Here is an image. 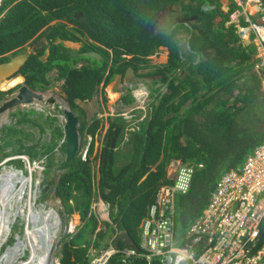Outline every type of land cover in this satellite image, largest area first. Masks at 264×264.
<instances>
[{
    "label": "trees",
    "instance_id": "1",
    "mask_svg": "<svg viewBox=\"0 0 264 264\" xmlns=\"http://www.w3.org/2000/svg\"><path fill=\"white\" fill-rule=\"evenodd\" d=\"M163 6L169 18L179 14L181 19L167 30H157L151 40H136L147 19ZM221 9V0L0 3V61H6L8 54L28 49L25 63L15 74L22 75L24 83L36 89L51 84L47 75L55 70V79L63 80L61 91L76 114L82 134L74 157L66 161L65 143L63 157L55 161L56 141L52 136L59 138L64 130L60 122L55 124V117L45 116V122L52 121L54 125L50 141L43 144L25 145L16 136H27L17 128L25 121L39 126L29 117L39 113L35 108L14 109L11 115L17 116L16 121L0 128V150L1 146L15 144L13 153L42 158L46 163V187L40 188L38 199L44 200L53 184L48 172L59 170L54 185V197L62 206L59 214L62 218L79 215L74 233L60 236V264H88L91 250L98 251L111 241L115 244L120 231L128 232L138 243L140 225L157 189L172 182L167 167L173 161L193 168L188 191L175 197V237L179 241L202 215L220 178L239 167L264 139L262 77L253 68L254 49L242 45L231 26L225 27L232 7L226 13ZM180 31L187 35L186 63L175 38ZM65 40L82 41L79 55L72 56ZM160 47L167 48L166 62L136 75L154 77L153 82H159L146 115L141 120L137 119L139 115L129 120L119 113L107 117L106 129L96 146L103 118L87 119L79 102L90 100L100 85H107L114 76L122 78L127 67L135 72L141 65L147 68L146 56ZM206 47L216 49L215 58L202 55ZM88 50L97 51L101 59L82 55ZM123 54L132 56L125 59ZM79 63L82 65L77 66ZM7 93L10 92H0V101ZM128 100L131 95L126 93L122 101L125 104ZM5 154L1 151L0 157ZM15 161L22 166L20 159ZM98 198L109 203L110 222L100 223L90 213L91 204ZM262 229L263 236L264 223ZM116 246L127 245L118 241Z\"/></svg>",
    "mask_w": 264,
    "mask_h": 264
},
{
    "label": "built area",
    "instance_id": "2",
    "mask_svg": "<svg viewBox=\"0 0 264 264\" xmlns=\"http://www.w3.org/2000/svg\"><path fill=\"white\" fill-rule=\"evenodd\" d=\"M227 24L239 41L252 45L254 69L262 77L264 97V0H230ZM168 175L172 182L159 187L142 221L136 248L112 241L90 254L88 264H264V139L239 167L218 181L202 215L175 237V196L185 194L191 166L176 161ZM98 221L110 222V205L102 199L91 204ZM70 220L67 231H74Z\"/></svg>",
    "mask_w": 264,
    "mask_h": 264
},
{
    "label": "rangeland",
    "instance_id": "3",
    "mask_svg": "<svg viewBox=\"0 0 264 264\" xmlns=\"http://www.w3.org/2000/svg\"><path fill=\"white\" fill-rule=\"evenodd\" d=\"M3 14L4 12L2 13V15ZM180 19H181V16L179 14H176L173 17L169 18L168 14L164 12L159 19V22L156 26V30H162V29L167 30V28H169V25L171 26V23H173L174 21L177 22ZM175 38L178 41L183 54L185 55L183 59L185 60L184 62L186 63L188 62L186 59H187V56L189 55V53L187 52V49H188L187 48V35L185 32L180 31V33H178ZM81 42L82 41L75 42V41L69 40V41H65L64 45L70 48L71 51L74 52L76 49L80 48ZM167 53H168L167 49L161 47L159 51H156L155 53L150 54L146 57L147 59L146 64L148 65L147 68L141 65L135 73L132 72L129 75H127L129 76V78L127 77L121 78L120 75L114 76V78L107 85L102 86L101 84L100 87L98 88L100 89L98 93L94 94L90 100H85L81 102V107L85 111L87 119H90L92 116L103 118L102 127L101 125L99 127L101 128V134L99 136V142L96 144V146H98V144L100 143L103 133L106 129L105 124H106L107 117H111V116L114 117L117 115V113H119L120 115L127 117L129 120L131 119L133 115L134 117L139 115V118L137 119L141 120L146 115V111H147L146 106L148 103L154 100L156 88L158 87L159 82H153L151 78L143 79V77L145 76H136V75L139 73L149 72L153 70L154 68H156L157 66L165 63L167 60ZM131 56L132 55H126L125 57L130 58ZM194 61L196 62L195 59ZM81 65L82 63H79L77 66H81ZM47 76L50 79H54L57 76V73L55 70H52L51 72L48 73ZM18 79L21 80V78L16 76L14 78L8 79V82L11 83L14 81H18ZM60 84H61V81L53 80L52 84H48L46 88L38 90L42 95L41 99H43V101L41 100L40 102L34 103V105H36L35 106L36 108L38 107L37 111H39V113L30 114L29 117L33 119L35 122H37L39 126L35 125L31 121H25L22 124L17 125V128H21L24 131V133H27V136L25 137L24 135L20 133L16 135L18 138H22V141L25 143V145L32 144L35 142H39L43 144V143L50 141L51 130L53 129L52 125H54V123L52 121H50V123L45 122L46 115L49 114L50 117H55L56 118L55 124L56 123L59 124L60 120L64 117V114L66 111H71L72 113H74V111L70 108V106L67 104L65 100L64 94L62 93L60 89ZM139 84L143 86L144 92L136 95V93L139 92V88L136 86H139ZM11 86H12V83H11ZM127 88H130L131 91H128ZM163 91H164V88H163ZM126 93L131 95V101L128 100L129 102L127 103L125 102L124 104L122 101V96L125 95ZM8 94L9 96L12 95V94L10 95V93ZM30 107L31 106L29 105L19 106L17 109L29 110L31 109ZM134 109H137V110H134ZM9 112L10 113L8 114H4V113L0 114V127L2 126L4 122L8 124V123L16 121L17 116L14 117L11 115L12 111H9ZM134 121L135 119L132 120L131 122H134ZM40 127H41V130H40ZM77 128H78V125H77ZM78 135L80 139L79 141L81 143L82 134L79 133ZM52 140L56 141L55 145L57 146L58 142L60 141V137L55 139V136H52ZM14 147H16L15 144L9 145V146H6V145L1 146L2 149L0 150V152L3 151L7 153L5 155L13 156L15 155L14 153H17V152H14V153L12 152V149ZM36 148L38 150L40 149L39 146H36ZM54 156H55L54 160L57 161L59 158L63 157V153L56 152L54 153ZM16 165L19 166L16 161H13V163L11 164L10 162L6 163L5 166H6V169L15 168L18 170V168L15 167ZM2 167H0V173H2ZM58 173H59V170H56V169H54L51 173L48 172V176L52 177L53 184L51 183L49 190H48V194L45 195L44 200L38 199V196H36L37 192L36 194H34V192L29 188L28 183L23 184L22 186L19 183L16 186V183H14L10 187V191L7 193L12 198L10 199V197L7 196L8 199H10L9 204H7L5 200L1 201L2 209L6 207V210H7L8 208L10 214L17 211V209L19 212L17 214V217L15 218V220L13 221L11 225V232L8 237V240L4 243L3 247L0 249V258H3L4 255L8 253L9 251L8 246H9V249H11L12 246L15 245L16 238L19 237L22 239L24 243H26V245H24V253L16 256L13 259L12 264H17L18 261L20 260H21L20 264H42L40 261V254L37 253L33 249L32 245H29L28 247V240H27L28 238H26V234H25L27 230L26 228L31 229L34 227L33 226L34 222L32 223V220L26 221L24 218L27 217L29 214L30 216H32L33 215L32 212L37 217L40 216L43 218L44 217L48 218L50 211H51V215L55 214L56 212L59 213V209H62V206L59 200L54 197V185L57 180ZM21 178L22 176L19 177V180H21ZM38 178H40L39 173L33 172L32 179H31L32 189H34L35 187L37 189L38 187L37 179ZM29 208L31 209L30 211H29ZM1 215H2V212L0 210V217ZM58 215L61 219L62 215L61 214H58ZM63 217L64 218H62V221L64 223H66L68 220H73L75 225L79 224V215L77 213L71 214L70 216H68L69 218H67L66 216H63ZM0 221L3 223L8 221L7 215L4 221H3V218H1ZM24 221H25V225H24ZM49 222L52 223L53 218L50 217L47 219L46 226L48 225ZM46 226H44V228H46ZM42 246H44V244ZM59 248L60 246L58 247V244H56L55 249H53L52 258H51L53 263H55L58 257ZM31 250L33 253L31 252ZM28 254H29V257H28ZM12 256L14 255L12 254L10 255V257H8V261L10 260ZM32 259H33V263H31ZM4 264H7V262H4Z\"/></svg>",
    "mask_w": 264,
    "mask_h": 264
},
{
    "label": "clouds",
    "instance_id": "4",
    "mask_svg": "<svg viewBox=\"0 0 264 264\" xmlns=\"http://www.w3.org/2000/svg\"><path fill=\"white\" fill-rule=\"evenodd\" d=\"M2 2V0H0V3ZM221 3H222V11L224 12V13H226V12H228L229 11V8L230 7H232V5H231V2H230V0H224V1H222L221 0ZM163 9L159 12V14H158V17H157V23H156V26H157V24H158V22H159V19H160V17L162 16V14L165 12V6H163L162 7ZM231 13V12H230ZM230 13H229V15H230ZM229 15H228V20L225 22V27L227 28V27H229V26H231L232 27V25H229V24H227L228 23V21H229ZM156 26H155V33H156ZM168 29V28H167ZM232 29H233V32H234V34L236 35V37H237V34H236V32H235V29L232 27ZM177 36V35H176ZM238 38V37H237ZM59 41V40H58ZM65 41H69V40H65ZM65 41H63V43L65 42ZM238 41H239V38H238ZM242 45H244V46H246V45H250V44H246V43H243V42H241V41H239ZM81 46H82V42H81ZM81 46H80V48H81ZM252 46V45H251ZM67 47V46H66ZM79 48V49H80ZM161 48V47H160ZM159 48V49H160ZM162 48H164V47H162ZM78 49V50H79ZM167 49V48H166ZM77 50V49H76ZM72 51L71 53L72 54H74V53H76L77 51ZM89 51H93V52H96V53H98L97 51H95V50H88V51H86V52H89ZM159 51V50H158ZM20 53H23L24 54V52H20ZM17 54H19V53H17ZM17 54H14V56L15 55H17ZM99 54V53H98ZM254 54H255V51H253V62H254ZM125 59H128V58H126L125 56H126V54H123L122 55ZM147 57V56H146ZM5 62V61H4ZM129 68H131V67H128L127 68V70L129 69ZM254 68V67H253ZM132 69V68H131ZM126 70V71H127ZM132 72H134L135 73V71L132 69ZM16 73V72H15ZM14 73V74H15ZM14 74H12V75H10V76H8L7 78H5V79H2V80H4V81H2V80H0V92L2 91V92H10V95L11 96H9V94L7 95V97L6 98H4V99H2L1 101H0V104L1 103H3V102H5V101H8V100H10V99H12L13 97H15L18 93H19V90H20V88L21 87H23V86H25L27 89H29V90H31L32 92H34V93H36V94H39V95H41V93L38 91L39 89H36V88H33V87H30L29 85H27V84H25L24 83V77L22 76V75H20V74H17V76L19 77V78H21V80H19L18 79V81H14V82H11L12 83V86H11V83L10 82H8V79H10V78H14ZM12 76V77H11ZM123 77H124V75H123ZM127 78H129V76H126ZM145 78H148V79H150V77H148V76H146V77H143V79H145ZM151 79H152V81H153V79H156V78H154V77H151ZM53 80H59V79H52V81ZM59 81H61V84H60V89H61V85H62V83H63V80L62 79H60ZM8 82V83H7ZM52 84V83H51ZM2 85H4V86H2ZM159 86V85H158ZM136 87H138L139 88V92L138 93H136V95H138V94H140V93H143L144 92V90H143V86L141 85V84H139V86H136ZM261 88H262V86H261ZM128 89V91H131L130 90V88H127ZM10 90H12V91H10ZM164 90H165V87H164ZM135 95V96H136ZM262 95H263V92H262ZM123 97V96H122ZM24 98V97H23ZM42 98V95H41V97L40 98H36V97H31L30 98V100H28L26 97L24 98V99H26L27 101H24V102H21V103H18V104H16V105H14V106H11V107H9L8 109H6V110H3L2 112H0V114H8V113H10L9 111H13V109H17L19 106H26V105H29V106H31L30 108H35L36 110H38V107L36 108L35 106L36 105H34V103H37V102H40L41 100L43 101V99H41ZM82 102V101H81ZM81 102H79V103H81ZM68 104V103H67ZM147 106H148V104H147ZM146 106V107H147ZM40 110V109H39ZM134 110H137V109H134ZM66 111V110H65ZM71 112V111H70ZM75 117H76V114L75 113H72ZM122 114V113H121ZM76 120H77V118H76ZM66 122V113L64 114V117L60 120V123H61V125H62V128L64 129V123ZM4 124H7L6 122H4L3 124H2V126L4 125ZM77 124H78V121H77ZM1 126V127H2ZM0 127V128H1ZM88 138V137H87ZM89 139V138H88ZM66 143V139H65V130H63V135L62 136H60V141L58 142V144H57V146L53 149V153H58V152H61V153H63V151H62V147H63V144H65ZM79 145H80V141H79ZM87 146V145H86ZM86 146H83L82 148H81V155H82V157H84L85 156V150H86ZM15 155H13V156H10V155H2L1 157H0V167H2V173H0V189L3 187V186H8L9 187V190H8V192L10 191V186H11V184H12V182H13V180H15V178H16V176L17 177H19L20 175H23V176H25V177H27L28 178V181L26 182V183H28L29 184V188L34 192V194H36V192H37V195L36 196H38V198H39V195H40V188H43L42 187V185H43V183H45V187H46V180H45V177L43 176L44 175V170L46 169V163L44 162V160L42 159V158H40V159H30L29 157H28V155H26V154H23V153H14ZM8 156H10V157H8ZM17 159H20L21 161H22V166L21 167H17V166H15V167H17L18 168V170L20 171H18L17 169H15V168H10V169H6V163H8V162H10V164L13 162V161H15V160H17ZM175 163V161H173V162H171L170 164H169V166H168V169H167V171L169 172V170H171L170 168H171V165L172 164H174ZM12 171V172H15L16 173V176L15 177H11L10 179H5L6 177H9V176H5L4 174L6 173V172H4V171ZM33 172H37V173H39V175H40V178H38L37 179V185H38V187H37V189H36V187L34 188V189H32L31 188V184H32V181H31V179H32V173ZM18 174H19V176H18ZM10 175V174H9ZM19 180V179H18ZM18 183L22 186V183L20 182V180L18 181ZM26 183H24V184H26ZM45 189V188H44ZM38 190V191H37ZM10 193H12V192H10ZM181 194V193H180ZM177 195H179V194H177ZM176 195V196H177ZM9 196V195H8ZM23 196V195H22ZM175 196V197H176ZM9 197H11V196H9ZM12 198V197H11ZM10 198V199H11ZM10 199L7 201V204H9V201H10ZM57 199V198H56ZM100 199V198H99ZM176 199V198H175ZM60 202V201H59ZM174 206H175V203H174ZM50 214H51V211H50ZM59 213L58 212H56L55 214H52L50 217L51 218H53V222L52 223H50L49 222V224H50V226H49V230L53 233V237H54V231H55V229H56V226H57V224L59 223V222H61L62 224H63V226H64V231H63V233H68V234H73L74 233V231H75V228H74V231L72 232V233H70V232H68L67 231V224H68V222L70 221V220H68L66 223H64L63 221H62V218L60 219V217H59V215H58ZM74 214V213H73ZM17 217V216H16ZM49 217V218H50ZM67 218H69V217H67ZM26 221H30L31 219H29V216H27V217H25L24 218ZM15 220V219H14ZM72 221V223L74 224V222H73V220H71ZM31 223V222H30ZM79 223H80V221H79ZM24 225H25V221H24ZM79 225V224H78ZM78 225H75L74 224V227H76V226H78ZM52 226V227H51ZM27 229V228H26ZM62 233V234H63ZM26 234V233H25ZM61 234V235H62ZM60 239V238H59ZM59 239L58 240H56L55 242H53V247H52V252H53V249H55V245L56 244H58V242H59ZM8 240V239H7ZM16 240H17V238H16ZM52 240H53V238H52ZM136 244V243H135ZM6 246V245H5ZM3 247V246H2ZM1 247V248H2ZM95 252V251H94ZM28 256H29V254H28ZM51 258H52V256H51ZM60 264L59 263V258H57L56 259V261H55V263H53L52 262V264Z\"/></svg>",
    "mask_w": 264,
    "mask_h": 264
},
{
    "label": "water",
    "instance_id": "5",
    "mask_svg": "<svg viewBox=\"0 0 264 264\" xmlns=\"http://www.w3.org/2000/svg\"><path fill=\"white\" fill-rule=\"evenodd\" d=\"M158 14L159 12H156L147 19L143 28L137 33L135 37L136 40L141 42H146L147 40H151L154 37ZM201 53L206 58L216 57V49L214 47H206L202 50ZM84 55L95 59H101V55L93 51L85 52ZM26 59H27L26 54L19 53L11 57L8 61L1 63L0 80L5 79L8 76L17 72L19 68L25 63ZM130 73H132L131 68H129L126 71V76L129 75ZM23 97L24 98L26 97L28 100H30L31 97L40 98L41 95L36 94L31 90L27 89L25 86H23L20 88L19 93L15 97L0 104V112L18 103L27 101ZM65 113H66V122L64 123L65 139H66L65 157H66V161H70V159L73 158L76 153L80 139L78 135L79 131L77 128L78 124L76 117L70 111H66ZM42 187L45 188V183H43ZM63 231H64V226L61 222H59L54 231L53 242H55L60 238ZM118 241L123 242L125 245L129 247L136 248V244L134 243V241L126 231L119 232L115 240V245L118 243Z\"/></svg>",
    "mask_w": 264,
    "mask_h": 264
},
{
    "label": "bare ground",
    "instance_id": "6",
    "mask_svg": "<svg viewBox=\"0 0 264 264\" xmlns=\"http://www.w3.org/2000/svg\"><path fill=\"white\" fill-rule=\"evenodd\" d=\"M4 172H6L4 174L5 176H9V177L5 178L7 180L10 179L11 177L16 176L15 172L6 171V170ZM20 176H22L20 182L23 185L24 183H26L28 181V178L23 176V175H20ZM19 177L16 176V178H15V180H13L11 186L14 183H16V186H17L18 181H19L18 180ZM8 189H9V187L6 185L0 189V210L2 212L0 219L3 218V221H4L6 219V215L8 218V221H6L4 223L0 221V249L4 245V243L7 241L8 237L10 235V232H11V225H12L14 219L16 218L18 212H19L17 209V211L10 214L8 208H7V210H6V207L2 209L1 201L5 200L7 202L9 200L7 197L8 196V193H7ZM21 193H22V191H21ZM30 210L31 209L29 208V211ZM32 214H33L32 216H30V214L28 216H30L29 218L32 220V223L34 222L33 223L34 227L31 229L27 228V230H26V238H28L27 239L28 240V247H29V245H32L33 249L37 253L40 254V261L42 264H52L51 256H52V247H53V240H52L53 233L49 230L50 224L48 223V225L46 226L47 219L49 218V215L51 216V214L48 215V218L47 217L43 218L40 216L37 217L33 212H32ZM44 226H46V228H44ZM29 238H30V240H29ZM43 244H44V246H42ZM24 245H26V243H24L21 238L17 237L15 245L12 246L11 249H9V246H8V250H9L8 253L5 254L3 258H0V264H4V262H7V264H12V261L16 256L24 253ZM31 252H32V250H31ZM12 254L14 256H12L10 258V260L8 261V257H10V255H12ZM20 263H21V260L18 261L17 264H20ZM31 263H33V259L31 260Z\"/></svg>",
    "mask_w": 264,
    "mask_h": 264
},
{
    "label": "flooded vegetation",
    "instance_id": "7",
    "mask_svg": "<svg viewBox=\"0 0 264 264\" xmlns=\"http://www.w3.org/2000/svg\"><path fill=\"white\" fill-rule=\"evenodd\" d=\"M76 51L78 52V49H77ZM28 52H29V50L26 49L25 52H24V54L28 55ZM77 52L74 53V54H72V56L79 55ZM85 52H86V51H84V52L82 53V55H84ZM6 56H7V58H8L6 61H8V60H9L11 57H13L14 55H10V54H8V55H6ZM3 62H4V61H0V64L3 63ZM127 68H128V67H127ZM127 68H126L125 71H124V77H126V70H127ZM13 76L16 77L17 74H14ZM11 77H12V76H11ZM150 78H151V77H150ZM7 95H8V94H5V95L3 96V99L6 98Z\"/></svg>",
    "mask_w": 264,
    "mask_h": 264
},
{
    "label": "crops",
    "instance_id": "8",
    "mask_svg": "<svg viewBox=\"0 0 264 264\" xmlns=\"http://www.w3.org/2000/svg\"><path fill=\"white\" fill-rule=\"evenodd\" d=\"M140 227H141V225H140ZM140 230H141V229H140ZM94 251H95V250H91V253H93ZM91 253H90V254H91ZM89 256H90V255H89ZM57 258H59V255H58V257H57Z\"/></svg>",
    "mask_w": 264,
    "mask_h": 264
}]
</instances>
